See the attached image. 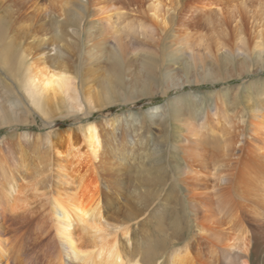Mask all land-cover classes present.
Segmentation results:
<instances>
[{"label":"bare ground","instance_id":"1","mask_svg":"<svg viewBox=\"0 0 264 264\" xmlns=\"http://www.w3.org/2000/svg\"><path fill=\"white\" fill-rule=\"evenodd\" d=\"M7 1L17 6L19 18L32 20L33 33L45 31L40 18L53 12L60 20L53 29L57 39L72 25L86 46L92 43L103 51L110 46L108 83L122 85L130 73L142 97L153 95L151 84L162 76L160 55L165 46L174 59L185 58L186 82L208 81V76L200 79L197 74L208 70L207 58L221 68L240 55L264 69V0ZM1 31L0 27V35ZM48 41V51L32 58L42 62V67L37 64L41 69L34 68L35 63L26 65L23 76L24 89L44 116H51L52 107L72 99L75 92L63 49ZM2 52V59L10 63L13 47ZM130 55H139V63L129 62ZM251 72L248 69L238 78ZM222 79L226 80L223 76L217 81ZM179 84L167 85L161 94L166 96ZM92 98L98 103L88 108L90 112L101 102L96 95ZM173 112L177 129H168L154 146L130 138L138 152L127 148L128 141L120 146L112 137L101 152V133L94 123L79 129L84 130L87 154L80 144L70 143L67 154L57 152L58 162L52 160L54 149L48 146L39 171L45 174L47 189L56 176L60 178L62 191L18 185L11 172L2 171L0 264H264V97L251 106L227 108L222 100L199 111ZM194 112L200 116L194 117ZM45 125L49 126L48 120ZM100 165L107 173V195L97 180H87ZM171 176L178 187L172 191L167 187ZM26 189L40 194L43 206H39L45 212L27 209ZM166 191L164 205L153 208ZM112 193L124 196L125 202L121 209L105 214ZM169 201L176 206H166ZM151 219L158 235L145 229ZM167 231L169 239L160 238ZM34 232L50 234V248L43 241L34 245L48 251L49 261L35 263L30 249L23 246Z\"/></svg>","mask_w":264,"mask_h":264},{"label":"rangeland","instance_id":"2","mask_svg":"<svg viewBox=\"0 0 264 264\" xmlns=\"http://www.w3.org/2000/svg\"><path fill=\"white\" fill-rule=\"evenodd\" d=\"M17 10L16 5L7 0H0V27L2 28L0 35V181L3 174L1 172L8 171L17 179L18 185L37 184L35 186L37 190L42 188L43 191H49V193L54 189L62 191L60 178L58 179L57 176L53 179L54 181L52 180L54 186L51 184L50 188L47 189L48 185L44 182L46 180L45 174L41 173L39 169L43 167L41 165L47 157L45 154H48L46 153L48 146L54 149L52 160L58 162L60 156L57 152H61L63 155L67 154L70 143L80 144L81 152L85 153L87 149L82 144V132L84 130H79L80 128L84 129L92 123L96 124L95 127L101 133V152L103 144L111 137L120 146L122 141H128L127 148H132L138 152V148L133 145L131 139L134 138L136 143L138 141L144 142L147 147L154 146L162 139L168 129H177L178 123L175 115H173L175 108H178V111L182 109L186 114L190 111H199L213 103H220L222 100L227 108L240 103L251 106L259 97L261 99L264 97V69L255 66V62H247L239 55V57H235L233 64L231 62L224 63V68H218L213 65V60L207 58L204 63L208 66V70L204 72L198 70L197 74L200 79L208 76V81L196 84L193 81L186 82V74L183 70L185 58L174 59L171 57V53L166 50V46L161 49L160 55V63L164 68L162 76L151 84L153 95L142 97L137 93V90L141 88L136 85V82H133L130 73L126 76L122 85L116 83L110 85L108 83L107 75L111 67V61L107 60L106 54L110 46L107 51L97 48L92 43L86 46L82 35H76L77 30L72 31V25L66 28L61 39H57L53 29L60 25V20L53 12L48 13L46 17H42L43 19L40 18V23L44 25L43 29L45 31L39 29L33 33V30L32 32L30 30L34 28L32 20L19 18ZM48 39L58 43L63 49L64 59H66V62L69 61L70 75L73 76L75 81V92L71 96L72 99H66L64 104L62 100L61 106L52 107L54 111L51 116L44 113L47 116L45 117L35 105L34 99L29 96V90L24 89L23 76L26 65L35 63L34 68L37 64H41L42 67V62L40 63L39 59L34 62L32 58L35 53H41L48 48V45H45L46 42L49 43ZM41 40L46 42L43 43ZM8 46H12L15 52V55L9 60L10 63L2 59V51H5ZM30 51L32 55L27 57ZM24 56L26 57L25 60L23 59ZM138 56L130 55L128 61L138 64L137 61L140 58ZM221 60H225L224 57H220ZM226 66L227 68H225ZM41 67L38 66V69H41ZM248 69L252 71L250 74H244L243 77L238 78L240 74ZM225 73L229 75L225 77ZM190 75L193 80V72ZM223 76L226 79L225 81L224 79L217 81ZM228 76H232V78ZM172 83L180 84L168 89L166 96L161 94L166 86ZM93 95L98 96L101 102L96 105L99 109L90 112L88 108L98 103L92 98ZM100 103H102V106H100ZM73 106H80L81 109L74 111L71 109ZM188 107L191 108L186 109ZM196 115L200 116L199 113L194 112L193 116L196 117ZM47 120L49 126L45 125ZM98 162L99 160L96 163ZM91 173L92 176L88 175L87 180H97L99 186L107 195L105 187L107 173L103 170V167L100 165ZM170 178V181H168L169 186H167L170 187L168 190L172 191L171 188L178 189V187H175L177 183L174 181V176ZM25 192L29 199L27 209L38 211L42 205V198L38 197L40 194L28 189ZM182 193L176 195L179 200L183 195ZM166 194H168V191L155 202L156 204H153V208L158 209L164 205ZM111 197V203L109 202L111 206L104 205L105 214L109 209L113 212L121 209L124 205V196H117L112 193ZM166 206L175 207L176 205L169 201ZM40 209H42V213L46 211L43 210L44 208ZM43 221L46 222V220ZM153 221V219L147 221L145 229L158 235L154 231L157 223ZM42 230L36 231L41 232ZM168 233L170 231L160 233V238L169 239L166 235ZM49 235H38L34 232L32 236H28L30 237L28 238L30 243L23 245L27 250L30 249L35 263H44V261L50 260L48 251L37 249L34 246L43 241L42 244L50 248L49 241L52 238L48 237ZM23 264L27 263L23 262Z\"/></svg>","mask_w":264,"mask_h":264}]
</instances>
